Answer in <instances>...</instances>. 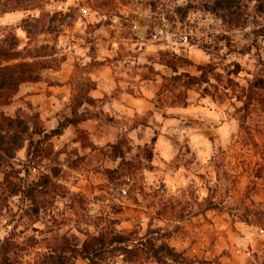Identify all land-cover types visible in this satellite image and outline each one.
<instances>
[{
    "label": "rangeland",
    "instance_id": "obj_1",
    "mask_svg": "<svg viewBox=\"0 0 264 264\" xmlns=\"http://www.w3.org/2000/svg\"><path fill=\"white\" fill-rule=\"evenodd\" d=\"M0 51L37 75L0 100L14 264L105 229L264 264V0H0Z\"/></svg>",
    "mask_w": 264,
    "mask_h": 264
},
{
    "label": "trees",
    "instance_id": "obj_2",
    "mask_svg": "<svg viewBox=\"0 0 264 264\" xmlns=\"http://www.w3.org/2000/svg\"><path fill=\"white\" fill-rule=\"evenodd\" d=\"M0 53H6V51H0ZM36 76L34 71L24 63L0 66V100L10 97L21 82L33 80ZM72 122L71 119L61 121L56 128L51 130V135L61 134L63 129ZM115 147L116 153L119 154L117 156L123 159L121 148L119 146ZM2 148L6 150V147ZM108 172H111V170H108ZM43 183L45 184V182ZM17 190L15 189L14 192L17 193ZM26 193L34 199L31 190H27ZM0 243V264H14L11 255H9L8 239L0 240ZM140 250L150 254L149 256L158 264H171L168 260L177 261L178 252L174 246L165 242L158 244L148 234L145 235L144 239L136 240L131 238L130 232L105 229L90 235L80 243H72L66 237L55 240L48 250L39 255L38 261L34 264H75L78 257L86 259L87 264H102L106 259L111 260L118 255H123L122 264H126V262L132 264L131 262L135 261L134 258L140 254Z\"/></svg>",
    "mask_w": 264,
    "mask_h": 264
}]
</instances>
